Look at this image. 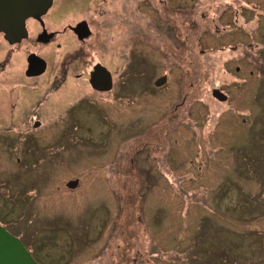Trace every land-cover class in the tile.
Here are the masks:
<instances>
[{
    "label": "rangeland",
    "instance_id": "obj_1",
    "mask_svg": "<svg viewBox=\"0 0 264 264\" xmlns=\"http://www.w3.org/2000/svg\"><path fill=\"white\" fill-rule=\"evenodd\" d=\"M204 3L200 34L156 0H106L102 18L95 2L66 7L60 25L92 19L93 62L116 86L94 98L76 81L61 107L49 96L35 131L10 110L23 54L0 36V225L36 264H264V0L219 22L227 5Z\"/></svg>",
    "mask_w": 264,
    "mask_h": 264
},
{
    "label": "flooded vegetation",
    "instance_id": "obj_2",
    "mask_svg": "<svg viewBox=\"0 0 264 264\" xmlns=\"http://www.w3.org/2000/svg\"><path fill=\"white\" fill-rule=\"evenodd\" d=\"M173 1L176 0H156L157 4L161 5L163 10H166L169 17L168 21L172 20V16L175 14L181 16L180 30L182 32H199L203 33V28H206V23L203 24L208 19H211V10H204V1H212L213 5L225 4L226 8H223L217 17V22L221 18L226 16L232 9L235 12V16H242V13L252 12V7H248L246 0H191L192 2L188 5V2L184 0L181 1L180 5L173 12L171 6ZM95 2L96 16L102 18L105 11L99 6L104 4L106 0H52L51 7L47 12L39 18H29L25 21V36L21 39H17L13 34H4L0 32V36L3 42L7 45L9 49V56L21 53L23 54V60L19 66L20 74L18 78L14 80L7 81L8 88L10 87L9 93V105L12 114L15 112L19 116H30L32 117L30 124H25V130L35 131L42 128V120L40 119L44 110L43 103L48 100L49 96H55L62 98L59 103L60 107L65 105L67 100L73 99L71 97L76 90V81H82L86 87L85 95H91L94 98H99L106 96L115 90L116 82L114 80L112 72L109 68L103 64L101 61L93 62L98 53H93L90 49L91 46L95 45L97 48V40L95 39V25L92 23L90 18H81L77 21L71 22L73 19L72 13H70V18L64 24L60 25L61 15L66 7L74 9L76 12L83 13L82 8H85L87 4ZM144 4H151L152 0H141ZM239 5V7H236ZM215 9H218L216 7ZM55 10V11H54ZM60 16V17H59ZM189 17L191 19L189 20ZM198 20H197V19ZM184 20V21H183ZM236 22L238 18L235 17ZM214 21V20H213ZM249 22V21H248ZM215 29L220 32L221 29L215 27ZM220 29V30H219ZM223 33L219 34L223 37L228 30L223 28ZM231 51H236L237 46L230 47ZM222 50H225L224 48ZM52 51L56 54V60L52 63L46 57L47 53ZM201 55L204 51L201 50ZM40 59L43 61L44 65L40 66ZM6 63L0 65V70L6 66ZM44 66L43 71L42 67ZM105 68L111 75L110 83L105 84L102 82L103 87L106 89H98L91 84V74L94 72L96 67ZM86 70V71H85ZM239 72V68H236ZM48 72L52 73L51 79L40 85V79L44 78ZM252 75V72H249ZM13 77V76H11ZM165 78V83L167 82V76L163 75L158 77L156 81ZM20 82H15V81ZM103 81V80H102ZM164 83V84H165ZM163 84V85H164ZM29 85H32L29 87ZM162 85V86H163ZM161 87V86H160ZM31 89L32 92H26L27 89ZM158 88V87H157ZM44 90L40 94V90ZM81 93V90L78 94ZM77 94V95H78ZM59 100V99H58ZM86 97L79 98L68 111H71L73 107L80 106L86 101ZM30 105L28 108V105ZM71 115V113H69Z\"/></svg>",
    "mask_w": 264,
    "mask_h": 264
},
{
    "label": "water",
    "instance_id": "obj_3",
    "mask_svg": "<svg viewBox=\"0 0 264 264\" xmlns=\"http://www.w3.org/2000/svg\"><path fill=\"white\" fill-rule=\"evenodd\" d=\"M52 0H0V32L13 34L17 39L25 36V21L29 18L43 16L51 7ZM44 65L40 59V66ZM42 67L41 72L43 71ZM111 75L103 67L99 66L91 74V84L98 89H106L102 82L110 83ZM103 80V81H102ZM165 83V78L156 81L157 87ZM212 96L221 102L227 100L226 95L219 90H213ZM78 180L67 184L69 189H75ZM0 264H36L23 243L14 235L10 234L0 225Z\"/></svg>",
    "mask_w": 264,
    "mask_h": 264
}]
</instances>
